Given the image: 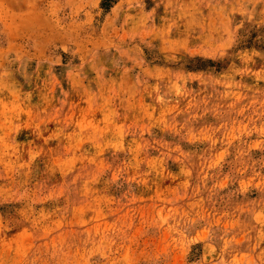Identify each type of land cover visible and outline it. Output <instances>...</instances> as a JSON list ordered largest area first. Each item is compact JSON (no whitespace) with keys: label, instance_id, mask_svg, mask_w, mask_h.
Returning <instances> with one entry per match:
<instances>
[{"label":"rangeland","instance_id":"obj_1","mask_svg":"<svg viewBox=\"0 0 264 264\" xmlns=\"http://www.w3.org/2000/svg\"><path fill=\"white\" fill-rule=\"evenodd\" d=\"M0 264H264V0H0Z\"/></svg>","mask_w":264,"mask_h":264}]
</instances>
